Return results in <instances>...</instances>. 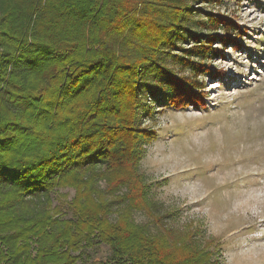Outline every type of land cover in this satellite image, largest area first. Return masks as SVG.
<instances>
[{
  "label": "trees",
  "instance_id": "trees-1",
  "mask_svg": "<svg viewBox=\"0 0 264 264\" xmlns=\"http://www.w3.org/2000/svg\"><path fill=\"white\" fill-rule=\"evenodd\" d=\"M198 2L221 0H0V264H87L100 244L99 264H222L166 225L138 168L144 119L205 108L198 77L223 74L206 60L241 48L243 26Z\"/></svg>",
  "mask_w": 264,
  "mask_h": 264
},
{
  "label": "rangeland",
  "instance_id": "rangeland-1",
  "mask_svg": "<svg viewBox=\"0 0 264 264\" xmlns=\"http://www.w3.org/2000/svg\"><path fill=\"white\" fill-rule=\"evenodd\" d=\"M195 7L234 17L246 34L239 50L227 45L222 57L206 60L223 74L198 77L205 108L167 107L154 121L144 119L157 138L144 146L139 172L151 184L150 197L163 211L176 212L165 219L175 232L187 227L201 233L197 242L209 244L208 251L218 247L222 264H264V0ZM214 46L221 48L218 42ZM73 193L58 188L53 204L64 210ZM134 219L156 232L145 213L135 212ZM89 255L87 264H99L110 249L100 244Z\"/></svg>",
  "mask_w": 264,
  "mask_h": 264
}]
</instances>
